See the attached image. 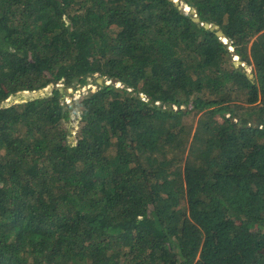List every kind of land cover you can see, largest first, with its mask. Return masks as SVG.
<instances>
[{
    "label": "trees",
    "instance_id": "trees-1",
    "mask_svg": "<svg viewBox=\"0 0 264 264\" xmlns=\"http://www.w3.org/2000/svg\"><path fill=\"white\" fill-rule=\"evenodd\" d=\"M181 3L0 0V264H264V0Z\"/></svg>",
    "mask_w": 264,
    "mask_h": 264
},
{
    "label": "rangeland",
    "instance_id": "rangeland-1",
    "mask_svg": "<svg viewBox=\"0 0 264 264\" xmlns=\"http://www.w3.org/2000/svg\"><path fill=\"white\" fill-rule=\"evenodd\" d=\"M184 4L183 3H181V7H182V9L184 8ZM192 10V9H191ZM190 10V11H191ZM222 40H223V38H222ZM233 59H236V56H233ZM238 59V58H237ZM245 69H246V71L248 72V73H250V67H248V66H245ZM251 74V73H250ZM98 80H101V78H97L96 79V81H98ZM89 87H91V88H94V86L93 85H91V84H88L87 86H85V89H88ZM49 88V87H48ZM48 90V89H47ZM46 91V90H45ZM82 92H85V91H82ZM39 93H41L40 91L39 92H36V91H31V92H29V91H23V92H20V93H18V94H16V95H13V96H10L7 100H6V102H9V101H11V100H13V101H20V100H24V99H26L27 97H29V96H36L37 94H39ZM71 124L72 125H70L71 126V128H73V126H75V124H76V121L73 119L72 120V122H71ZM71 128H70V131H74V130H71ZM72 134L71 135H69V139H70V141H72V142H74V135H73V132H71Z\"/></svg>",
    "mask_w": 264,
    "mask_h": 264
},
{
    "label": "water",
    "instance_id": "water-1",
    "mask_svg": "<svg viewBox=\"0 0 264 264\" xmlns=\"http://www.w3.org/2000/svg\"><path fill=\"white\" fill-rule=\"evenodd\" d=\"M174 2L178 5L179 8H181V4H178V0H174ZM190 12L193 13V14L195 13V12H194V9H192ZM192 19H193L194 21H199V18L196 17V16H194ZM203 26H204L205 28L209 29V30H216V31H215L216 35H217L219 38H223V39H225V38H224V34H223V32H222L220 29H218V26H217V25H215V24H209V23L205 22V23H203ZM225 40H226V39H225ZM225 40H224V41H225ZM233 64H234L235 66H238L239 64H242V63H241L240 60H238L237 57H236V59H234V61H233ZM247 76H248L249 78H251V77H252V74H250V73L247 72ZM97 82H98V83H102V80H98Z\"/></svg>",
    "mask_w": 264,
    "mask_h": 264
},
{
    "label": "built area",
    "instance_id": "built-area-1",
    "mask_svg": "<svg viewBox=\"0 0 264 264\" xmlns=\"http://www.w3.org/2000/svg\"><path fill=\"white\" fill-rule=\"evenodd\" d=\"M187 9H188V7H186V10H187ZM223 40H225V39H223ZM59 85H60V84H59ZM86 86H87V85H86ZM116 86H119V83H117ZM86 90H87V89H85V86L82 87V88H80V89H76V90L74 91V96H73V97H74V98H75V97H78L79 94H80V92H82V91H86ZM70 99H71L70 97H67V98H66V102L69 103V102H70Z\"/></svg>",
    "mask_w": 264,
    "mask_h": 264
},
{
    "label": "clouds",
    "instance_id": "clouds-1",
    "mask_svg": "<svg viewBox=\"0 0 264 264\" xmlns=\"http://www.w3.org/2000/svg\"><path fill=\"white\" fill-rule=\"evenodd\" d=\"M186 7H187V6H184L183 9H184L185 11H188V10H189V7H188L187 10H186ZM223 41H224V40H223ZM236 57H237V56H236ZM101 80H102V79H101ZM108 83H110V82L107 80V81H106V84H108ZM117 83H119V82H116V83H115V86H116ZM89 84H90V83H89ZM91 85H92V84H91ZM120 86H121V84L119 83V87H120ZM116 87H117V86H116ZM88 89H94V88L89 87Z\"/></svg>",
    "mask_w": 264,
    "mask_h": 264
}]
</instances>
